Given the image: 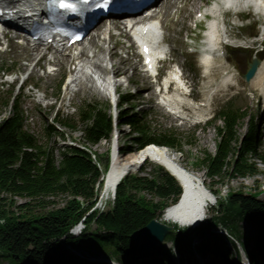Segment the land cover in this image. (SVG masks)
I'll return each instance as SVG.
<instances>
[{
    "label": "trees",
    "instance_id": "obj_1",
    "mask_svg": "<svg viewBox=\"0 0 264 264\" xmlns=\"http://www.w3.org/2000/svg\"><path fill=\"white\" fill-rule=\"evenodd\" d=\"M127 97L121 96V99L126 100ZM126 107L122 105L120 108L119 122L127 123L135 134L129 137L130 144L121 148L123 153L141 149L149 143L166 144L176 149L181 147V139L173 131H152ZM242 115L243 112L231 104L219 112L222 124L214 125L217 134L215 151H205L195 161L203 169V178L219 183L224 176L243 177L254 172L246 158L247 152H255L254 129L251 126L243 137L239 136ZM79 121L82 124L81 145L64 147L58 162L54 148L48 144L40 145L36 138L21 130V117L16 104L11 115L0 121V263L77 264L81 261L77 252L100 251L119 255L123 264H131L137 250L130 235L179 199L181 187L167 171L154 166L150 176L140 174L139 170V174L129 173L121 177L133 169L126 168L117 178L121 177L110 209L87 214L97 200L103 184L101 177L107 170L106 156L95 153L102 166L100 170L87 144L96 145L106 139L111 125L105 106L97 104L86 103L79 110ZM74 123L72 119L56 116L52 124L44 126V130L48 137L61 136L57 126L74 129ZM148 147L123 159L144 156ZM123 159L116 157L117 164L121 165ZM116 177L110 178L105 185L102 201L111 197ZM210 191L216 197L212 216L195 228L172 225L164 240H172L179 248L188 251L190 242L187 240L192 234L207 233L208 240L202 247L222 251L224 240L212 231L217 224L239 233L238 225L245 222L264 232V200L239 190H228L225 194ZM143 192L154 196L157 201L145 199ZM58 195L68 196L67 203L61 208L48 209L47 198ZM14 197L27 201L17 204ZM207 205L205 202L198 208L206 212ZM81 220L85 229L78 236L71 235L69 229ZM93 224L95 228L91 230ZM259 239L263 240L264 236ZM184 241L186 243L183 244ZM160 251L167 253L163 245Z\"/></svg>",
    "mask_w": 264,
    "mask_h": 264
},
{
    "label": "rangeland",
    "instance_id": "obj_2",
    "mask_svg": "<svg viewBox=\"0 0 264 264\" xmlns=\"http://www.w3.org/2000/svg\"><path fill=\"white\" fill-rule=\"evenodd\" d=\"M167 5H162L159 8L160 13H156L155 16L159 21H162L163 27H166L168 29L167 38H169V44L173 46V49H175V55H173V58H175L176 62L186 68H188V61L193 62L194 66L190 71H187V74L189 79H191V82H193L196 87L194 89V93H199L200 91V79H199V73L197 71V64L195 60V56H189L186 54V44H185V38L186 36H189L190 32L192 31L191 25H192V19L194 18L195 14L198 11H202V9H206L207 6H211L214 2L217 0H168ZM171 1V2H170ZM174 2V4H173ZM167 9V10H166ZM166 10V12H165ZM161 23V24H162ZM103 26L97 27L96 31L91 38H95L96 35L100 37L102 34ZM101 32V33H100ZM100 33V34H99ZM89 37V38H90ZM91 39H88L86 42H90ZM113 38V42H114ZM109 41H105V43L98 42L100 46L103 48L110 47L111 52L115 53L114 56L111 58V61L113 63H123V59L120 57H117L116 53L119 54L120 52V46L115 47L111 46L112 43H110V46L108 45ZM107 44V45H106ZM105 46V47H104ZM114 49V51H113ZM31 51L33 49H30ZM29 55V50L24 48H16L11 53H7L6 55L0 56V69H5L8 66H12L14 69V73L19 74L23 76L25 72H27L26 68L30 71V66H32V55L26 57V54ZM123 55L122 53L120 54ZM70 56V55H69ZM65 56H59L56 58L57 62H63V63H70L68 60L70 57ZM102 60V65L106 66L107 63V54H100ZM187 56L190 58L188 59ZM34 57V56H33ZM117 57L118 62L115 60H112L113 58ZM243 55L237 56L236 58L240 61ZM247 59L249 58L246 57ZM246 58H243L246 59ZM106 59V60H105ZM127 60V58H125ZM61 60V61H60ZM236 60V63L239 68H241L242 63ZM31 63V64H30ZM44 63V59L39 61V65L37 67V72L34 70L30 71V81L26 84V86H19L18 81L15 82V84H0V96H8L11 92V97H18L19 98V104L22 108L24 115L27 116V119H32L33 126L28 127V131L34 132V134L37 135V139L41 145L48 144L50 147L54 148V156L56 161L58 162L60 160V151L64 149V147L67 146H77L81 145L82 141V125L80 123H76L74 130L68 129L65 127H58L60 131V137L57 135H53L51 137H47L46 133L44 131V125L48 122L50 123L53 118V112L60 113L64 117H74L77 120L76 114L78 108L82 107L84 102L93 103L96 102L98 104H104L107 102L106 97L103 96L102 91H93L91 88H87L84 92L83 91H76L77 88L72 85H68L69 81L68 78L64 77V83L61 88V92L57 94L56 87L59 79L61 76H66L69 74V70L71 68H74L72 64L68 65H62L58 66L59 69L55 74L52 76H46L44 75L43 69L39 68V66H42ZM129 62L125 63V74H123L122 85L121 90H126L127 86L125 85L124 78H130L132 82L135 83L133 88L141 89L145 87L147 84L143 81V78L138 73H132L131 72V65L128 64ZM133 63V62H130ZM13 64V65H12ZM29 64V65H27ZM37 64V63H36ZM74 64V63H73ZM27 65V67H26ZM57 66V65H56ZM36 67V65H35ZM120 71L122 70L121 67ZM72 70V69H71ZM70 70V71H71ZM122 72V71H121ZM107 73H102L100 76L104 77ZM1 75V72H0ZM98 75H95L94 79H97ZM4 81V80H3ZM33 85L35 88L34 91L29 92L35 94L34 98L28 99V91H30L28 85ZM97 80L93 82V85L96 86ZM244 90L235 98L236 100L235 105L238 107H242L246 111V117L244 119V122L240 126V133L243 134L245 131V128L248 124V119L251 115H258L259 108L255 105L256 101L254 98V94L252 91H250V88L243 84ZM257 89L258 87H253ZM76 89V90H75ZM91 89V90H90ZM75 91V93L73 92ZM258 96V95H257ZM134 108L133 111L137 112L138 114L145 112V121L149 124L151 129L156 130L157 132H161L164 129H173L175 132L178 133V136L182 139V145L180 150H170L168 152L169 155H167L164 152V156L170 157L173 162L189 179H191V184L193 185V188H197L198 186H195L197 183L194 180V174L192 172H199L203 175V169L199 167L195 161L197 158L202 157L203 153L206 151L208 153H213L215 151V142L217 139L216 131L213 128L212 125L208 127H197V128H187V127H178L177 125H174L168 117H166L162 112L159 111V109L156 107L154 99L150 100L147 98V94L140 95L134 102ZM215 105H218L220 101L215 100ZM9 107H5L3 105H0V113H4L3 115H6L8 112ZM144 110V111H143ZM6 112V113H5ZM2 115V114H1ZM0 115V116H1ZM78 122V121H77ZM118 137H117V144H130L129 142V136L126 135L127 130L122 127L118 128ZM87 147L91 148L93 152L98 154L99 156L105 157L107 153L109 154V141L108 140H101L96 145H90L87 144ZM157 148V147H156ZM155 147H149L144 152V156H138L132 157L130 159L126 158L123 159L122 164L118 165V167L114 168L111 173L103 177L102 180V187L109 183L110 178L117 175V178L122 174V172L126 168H133L129 170L126 174H136L139 170H141L142 175L150 176V173L154 166H157L155 163L159 164L165 171H167L161 163L154 160V154L152 150H154ZM161 149V148H160ZM136 152V151H135ZM134 153V152H133ZM258 154L264 153V143L260 144L257 148ZM132 154V153H129ZM127 154V155H129ZM126 155V156H127ZM119 158V157H118ZM247 160L250 163V165L253 166L254 172L249 176H236V175H228L224 176L219 183H217V180H210L207 177L203 179L204 183L208 186L209 192L210 189L220 191V188L226 191H242L244 193H252L251 195L253 197H256L258 199L264 200V162H261L259 160V157H257L255 154H247ZM119 159H122L121 157ZM115 160V158H113ZM147 160V161H145ZM169 173V172H168ZM139 174V173H138ZM170 174V173H169ZM171 175V174H170ZM123 176V175H122ZM175 181L180 185L181 184L177 181V179L171 175ZM115 180V181H116ZM114 181V182H115ZM101 190V191H100ZM100 192H102V189L100 187L98 191V199L100 196ZM201 194L197 193L194 199V203L192 206V209L189 210V212L185 213L183 215V219H173V218H165L164 214H162V217L160 218V215L156 216V219L158 218L159 222H162L166 225H173L175 223L180 224H187V223H194L199 220H201L204 215L205 218L203 221L205 222L207 219H209L213 214V208L215 207V200L214 202L208 207V205L211 203V198L209 196V193L205 191L203 188H201ZM113 194V190H112ZM143 197L147 200L157 201V198L154 196L148 194V193H142ZM17 204H21L27 201V199L22 197H14ZM69 199L66 195H58L55 197H48V209H57L63 207L67 200ZM114 199V196L111 195V197L106 200L102 201L100 200L98 204V207L101 211L105 212L110 209V206L112 204V200ZM207 203V211L206 214L204 211H201L198 206H203L204 203ZM198 205V206H196ZM97 209V210H99ZM204 209V207H203ZM84 223H79L77 226L74 227V230L76 231V234L79 233V230H83ZM95 228V225H91L90 229L93 230ZM224 228V227H223ZM220 225L215 226V230L223 229ZM239 228V235L235 234L237 238H241L244 241H247V243L252 242V247L256 246L255 240H257V236L260 234V230L255 225H250L247 223H240L238 225ZM213 229V230H214ZM228 232L231 233L229 229H227ZM81 232V231H80ZM234 235V234H233ZM228 244V243H227ZM167 246H170V243L166 244ZM230 249V247H229ZM175 252V251H174ZM212 254H208L209 259H212L213 261H217L218 264H223L222 261L218 260L216 258V254L211 252ZM154 254L159 255L160 258H163V255L161 251L153 254H147L142 256L135 257V260L132 262V264H140L141 261L144 259H151V256ZM192 255V254H191ZM190 255V256H191ZM83 257L84 254H82ZM87 256V255H86ZM201 257V256H198ZM149 261V260H146ZM144 263V261H143ZM0 264H8L7 262H1ZM152 264V263H151ZM153 264H158L156 262H153ZM190 264H214V262H208L205 261V263L197 262L193 258L190 261Z\"/></svg>",
    "mask_w": 264,
    "mask_h": 264
},
{
    "label": "bare ground",
    "instance_id": "obj_3",
    "mask_svg": "<svg viewBox=\"0 0 264 264\" xmlns=\"http://www.w3.org/2000/svg\"><path fill=\"white\" fill-rule=\"evenodd\" d=\"M221 1H223V0H221ZM168 2L169 1L164 2L163 5L169 6ZM246 2H249V1H246ZM226 3L230 4L231 7L236 8V9H238L242 4L238 0H225L223 5ZM173 4H174V2H173ZM258 6H262L263 7L262 10L264 11V4L263 3L258 5ZM166 10H165V12H166ZM210 10L212 13L213 12L215 13L216 12L215 5H212L210 7ZM156 13L158 14V13H160V11L158 10V11H156ZM155 30H156V28H155ZM155 30H154L153 34L155 33ZM126 38H128L131 41L129 35ZM88 39H91L90 42L89 41L86 42ZM208 39H209V46L212 47L213 39L211 38V36H209ZM106 40H107L106 37H104L103 39H100V37L98 35H96L95 38L87 37L86 40H84L79 45V47H80L79 48V50H80L79 56L81 57V60H79V62H75V59L73 58V56L67 55L70 57L68 59V60H70L69 62H72V64L74 63V68L70 71L71 72V79H70V82L68 83V85H72V88H73V86L76 87L77 88L76 91L80 90V91L84 92L87 88H91L93 91H96V90L99 91L100 90L99 88H98L99 90L97 89V85L96 86L93 85V82L95 81V79H94L95 75H98V77H99L100 74L104 73L106 68H107V67L105 68V66L102 65L103 59L101 58L100 54H102V53L107 54L108 60H111V58L115 54V53L111 52L110 47L104 46L105 48H103L102 46H100V44H98V42L101 43V41H102V43H105ZM95 46L98 47V50L95 49ZM28 50L31 51L30 49H28ZM91 52H92V54L89 55V53H91ZM62 55L65 56L66 54H60L59 56H62ZM59 56H58L59 59H63V58H60ZM126 58L128 60V57H126ZM37 62H38V59H37V57H35L34 61H32V64H31L32 66H30V71L34 70ZM58 63H59V61H58ZM111 67L113 68L112 69L113 73L118 74L120 72V68H119L118 64L115 65V63H113V61H111ZM99 79H100V77H99ZM97 80H98V78H97ZM227 82H229V80H227ZM249 85H250V87H264V60L262 61L255 77L249 82ZM73 92L75 93L74 90H73ZM149 147H155V149L152 150V152L154 154V160L161 163L163 165V167L167 170V172H169L171 175H173L177 179V181L181 184V193H180L179 199L177 200L176 203L171 204L169 206H166V208L163 210L162 214L166 210L167 212L164 214L165 218H173V219H178V220L183 219L184 218L183 215L185 213L189 212L190 209H192L194 199H195V196L197 194L193 188V185L191 184V179H189V177H187L173 162H171L172 159L170 157L164 156V152L162 151V149L156 148L157 147L156 145L149 146ZM131 153H133V152H131ZM114 158H115V160L111 161L110 166L105 173L106 175L111 173V171L114 168L118 167L116 157L114 156ZM105 174H104V176H106ZM124 175H126V173L123 174V176ZM123 176H121V177H123ZM121 177L116 182H118L121 179ZM195 177L196 176H194V178ZM116 182H115V184H116ZM115 184H114V189H115ZM105 185L103 187H101L102 192H100V196H99L100 200H101V197L103 196V194H105V191H104ZM200 188H202V187H200ZM203 189L209 193V196L211 198L210 204H212L215 200V197L212 195L211 192H209V189L206 190L204 187H203ZM196 206H198V205H196ZM162 214H160V216H159L160 218L162 217ZM205 214H206V212H205ZM158 218H157V221L159 222ZM204 218H205V215L201 220L194 222L192 224H190V223H187V224L177 223V224H179L180 226L195 225V224L203 221ZM160 223H162V222H160ZM172 223H175V222H172ZM256 247H257V245L252 247V248L255 249ZM208 254H212V253L208 252V253L199 255L201 257L197 256L196 258H194L196 260V263L197 262L198 263L199 262L205 263V261H208L209 263L214 262V264H218L217 261H213L212 259H209ZM158 258H159V256L157 254H154L153 256H151L152 261L156 262V263H157Z\"/></svg>",
    "mask_w": 264,
    "mask_h": 264
},
{
    "label": "water",
    "instance_id": "obj_4",
    "mask_svg": "<svg viewBox=\"0 0 264 264\" xmlns=\"http://www.w3.org/2000/svg\"><path fill=\"white\" fill-rule=\"evenodd\" d=\"M117 184L118 182H116L115 184V189H116ZM204 186H205V189L208 190V186L205 183H204ZM97 189H98V186H97ZM115 189L113 191L112 196H114L115 194ZM217 193L225 194L224 190L221 188H220V191H218ZM212 195L215 197L213 193ZM99 202H100V199L97 198V200L93 203L92 207L90 208L87 214L91 212L102 213L103 211L99 209L98 204H97ZM82 220L79 223H82L83 222ZM171 228H172L171 226L158 222L156 217H154L144 227L134 231L130 235V240L132 241V243L134 244V246L136 247L139 253L146 254L151 251H156L159 248L163 237L169 230H171Z\"/></svg>",
    "mask_w": 264,
    "mask_h": 264
},
{
    "label": "snow or ice",
    "instance_id": "obj_5",
    "mask_svg": "<svg viewBox=\"0 0 264 264\" xmlns=\"http://www.w3.org/2000/svg\"><path fill=\"white\" fill-rule=\"evenodd\" d=\"M50 3L52 7H58L59 9L64 10L65 13L68 12L75 13L77 11V4L71 2V0H50ZM82 3L87 4L88 0H82ZM108 4H109V0H104V3L98 6L107 8ZM77 38L79 39V37Z\"/></svg>",
    "mask_w": 264,
    "mask_h": 264
}]
</instances>
